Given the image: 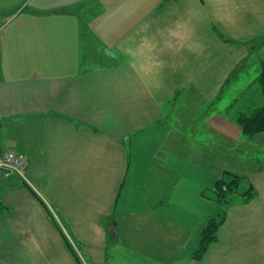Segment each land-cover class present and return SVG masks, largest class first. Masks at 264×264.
I'll list each match as a JSON object with an SVG mask.
<instances>
[{"label": "crops", "instance_id": "obj_1", "mask_svg": "<svg viewBox=\"0 0 264 264\" xmlns=\"http://www.w3.org/2000/svg\"><path fill=\"white\" fill-rule=\"evenodd\" d=\"M263 65L264 0H0V264H264Z\"/></svg>", "mask_w": 264, "mask_h": 264}, {"label": "trees", "instance_id": "obj_2", "mask_svg": "<svg viewBox=\"0 0 264 264\" xmlns=\"http://www.w3.org/2000/svg\"><path fill=\"white\" fill-rule=\"evenodd\" d=\"M257 79L263 97L262 105L240 112L235 119L245 136H252L257 133L264 132V65ZM241 179L242 178L240 176H236V174L229 171H223L214 187L208 189L207 193L209 192L214 194L216 200L221 204L227 203L230 199L229 195L237 190ZM245 195L251 197L250 188L245 192ZM224 218L225 214L223 212L221 219L218 220L217 218H212L206 222L200 232L196 248L192 252L193 259H201L208 247L217 241V230Z\"/></svg>", "mask_w": 264, "mask_h": 264}, {"label": "built area", "instance_id": "obj_3", "mask_svg": "<svg viewBox=\"0 0 264 264\" xmlns=\"http://www.w3.org/2000/svg\"><path fill=\"white\" fill-rule=\"evenodd\" d=\"M26 161L14 150L4 149L0 146V172L7 174H17L23 180H27L25 170Z\"/></svg>", "mask_w": 264, "mask_h": 264}, {"label": "rangeland", "instance_id": "obj_4", "mask_svg": "<svg viewBox=\"0 0 264 264\" xmlns=\"http://www.w3.org/2000/svg\"><path fill=\"white\" fill-rule=\"evenodd\" d=\"M235 123H236V120H235ZM237 124V123H236ZM240 128V127H239ZM241 130V129H240ZM260 133H263V132H260ZM259 133H257V134H255V135H258ZM241 135L243 136V137H253V136H255V135H252V136H245L243 133H242V131H241ZM206 139H208V136H206ZM193 147H195V146H191V148H193ZM196 149L194 148V149H192V150H190L189 151V153H191L192 155L193 154H196V155H193V156H189L188 158L190 159V162H197L196 160L197 159H200L201 158V156H202V153H204L205 155H207V157L210 159V160H212V161H214V163H217V162H221V161H223V159H222V156H221V154H219V155H216L215 156V152L213 151V149H207L206 151H203L202 153H198V151H195ZM193 151V152H192ZM201 151V150H200ZM167 153V152H166ZM169 153V155L171 156L172 155V152H168ZM176 153V152H175ZM163 156L164 157H166V154L163 152ZM203 160V159H202ZM216 161V162H215ZM202 162V161H201ZM201 164H203V162L201 163ZM176 169V168H175ZM13 176H16L15 174L13 175ZM236 176H239V175H236ZM217 180H218V178H217ZM217 180H215L214 182H213V186L211 187V188H213L214 187V185H215V183H216V181ZM241 188H243V184H242V182H240V184H239V188L238 189H241ZM237 189V190H238ZM1 190V189H0ZM215 200V199H214ZM2 202V201H1ZM0 202V204L2 205V203ZM3 206V205H2Z\"/></svg>", "mask_w": 264, "mask_h": 264}]
</instances>
